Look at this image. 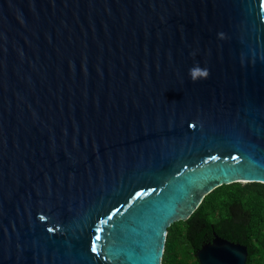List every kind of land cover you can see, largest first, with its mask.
Wrapping results in <instances>:
<instances>
[{"label":"water","instance_id":"95a60500","mask_svg":"<svg viewBox=\"0 0 264 264\" xmlns=\"http://www.w3.org/2000/svg\"><path fill=\"white\" fill-rule=\"evenodd\" d=\"M233 182L264 183V0H0V264H162Z\"/></svg>","mask_w":264,"mask_h":264},{"label":"trees","instance_id":"16d2710c","mask_svg":"<svg viewBox=\"0 0 264 264\" xmlns=\"http://www.w3.org/2000/svg\"><path fill=\"white\" fill-rule=\"evenodd\" d=\"M214 232L248 245L254 258L263 255L264 264V183L233 182L213 189L190 217L169 226L162 264H200L196 251Z\"/></svg>","mask_w":264,"mask_h":264},{"label":"clouds","instance_id":"9594fccd","mask_svg":"<svg viewBox=\"0 0 264 264\" xmlns=\"http://www.w3.org/2000/svg\"><path fill=\"white\" fill-rule=\"evenodd\" d=\"M208 74L209 71L207 68H200L198 66H195L189 69V75L194 81L198 78H207Z\"/></svg>","mask_w":264,"mask_h":264},{"label":"flooded vegetation","instance_id":"af4514ba","mask_svg":"<svg viewBox=\"0 0 264 264\" xmlns=\"http://www.w3.org/2000/svg\"><path fill=\"white\" fill-rule=\"evenodd\" d=\"M230 241H232V240H230ZM233 242H237V243L243 244V243L238 242V241H233ZM243 245H245V244H243ZM245 246L248 247V245H245ZM248 252H249V255H248V262H247V264H249L250 259H252L251 264H262V261H261V256L263 257L262 254H261V256L257 255L256 258H254V256L251 255V252L249 250V247H248Z\"/></svg>","mask_w":264,"mask_h":264}]
</instances>
